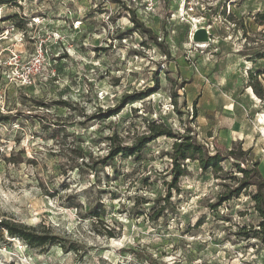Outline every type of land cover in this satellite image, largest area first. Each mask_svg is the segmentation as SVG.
I'll use <instances>...</instances> for the list:
<instances>
[{
    "label": "rangeland",
    "instance_id": "1",
    "mask_svg": "<svg viewBox=\"0 0 264 264\" xmlns=\"http://www.w3.org/2000/svg\"><path fill=\"white\" fill-rule=\"evenodd\" d=\"M191 2L192 12L185 0H161L141 15L169 57L133 28L131 2L0 3V211L58 237L32 247L0 230L4 264H264L254 234L257 187L210 206L243 177L238 160L205 172L187 159L174 187L177 138L161 135L140 153L99 162L153 121L189 133L211 154L247 151L241 167L264 155V98L251 86L264 88V0ZM197 26L212 40H195ZM41 43L49 66L24 86L20 74ZM148 89L118 113L97 116ZM243 226L247 236L236 233Z\"/></svg>",
    "mask_w": 264,
    "mask_h": 264
},
{
    "label": "trees",
    "instance_id": "2",
    "mask_svg": "<svg viewBox=\"0 0 264 264\" xmlns=\"http://www.w3.org/2000/svg\"><path fill=\"white\" fill-rule=\"evenodd\" d=\"M13 1L15 0H0V3L7 4ZM113 1L117 3L122 2L121 0ZM10 20H15V17ZM131 20L133 22V28L136 31H139L142 34L146 35L147 38L158 45L165 52V55L167 57L171 55L169 49L166 47V45H164L163 41L158 38L157 34L151 28L147 27L145 23L137 17L136 13L133 12L131 14ZM21 25L23 24H17V27H20ZM251 86L257 95L264 98V88L260 83L251 84ZM151 90L153 89H148L147 91H142L136 94L125 95L118 107L109 108V110L106 111L104 115L98 114L97 116L108 117L114 115L120 111V109L122 108L121 106H124V104L136 99H143L146 96L150 95L152 92ZM174 101L175 104H177L176 95ZM37 102L39 106H44L43 104H45L42 101ZM61 104L67 105L68 103L67 101H61ZM196 113L197 108L195 109L193 116ZM149 127V133L137 137L136 141L132 145H117L115 147L111 146L109 153L104 158V161L99 162L101 163L107 160H112L119 153H122V155L124 156H132L140 153L149 143H151L161 135H168L177 138V140H175L173 143L171 153L172 180L170 184L174 187L177 186V182L179 181L180 177L188 173V169L185 163L187 159H198L201 169L205 172H208L209 170H212L213 172H219L220 170H222V162L227 158L238 160L236 161V165L243 173V177L237 182V185L235 187L219 194L217 201L215 203H211L210 206L212 208H216L218 205L222 204L223 201L229 200L233 196L240 194L244 189L255 185L257 187V190L254 194V198L256 202V208L261 214L262 220L260 221L259 228L254 229V234H256L255 236H259L260 240L264 243V177L259 169V161H254L250 166L241 167L240 160L243 159L247 154V151L245 150L231 148L227 154H224L221 151H216L215 153L211 154L205 148L204 144L196 142L189 133L175 134L172 132V129H170L164 123H156L155 121L149 123ZM188 130H191V128H189ZM117 137L118 134L113 133V135L108 136L107 138H110V140L112 141ZM164 200L167 201L168 198L164 197ZM93 214L96 217H100L102 216L103 211H95V213ZM156 216L154 218H156ZM0 230L6 232V234L10 237H17L24 240L28 245L32 247H44L46 245H55L58 243V237L56 235H53L49 230H42L35 225L23 223L19 220L14 219L13 217L2 213L1 211ZM108 232L109 234H112L111 230H108ZM236 233H238V235L240 236H247L249 234L245 226L241 227ZM71 248H75L74 245H72ZM133 253L137 255L138 258H143L145 256V251L143 249H137ZM150 260L152 263L155 262L153 258H150Z\"/></svg>",
    "mask_w": 264,
    "mask_h": 264
},
{
    "label": "built area",
    "instance_id": "3",
    "mask_svg": "<svg viewBox=\"0 0 264 264\" xmlns=\"http://www.w3.org/2000/svg\"><path fill=\"white\" fill-rule=\"evenodd\" d=\"M122 2H118L119 4L125 5L128 2L133 3L137 6L136 15L140 20H143L141 17L142 14L150 15L152 14L158 5L160 4L161 0H121ZM185 10L187 12H192L195 10L194 5L192 4L191 0H185ZM79 24V21H76ZM49 66L48 61H46L44 56V49L43 44L41 43L38 46L37 53L35 54L33 60L31 61V66L25 71L20 74L19 80L22 85L30 86L33 84L35 78L40 76L43 71H45Z\"/></svg>",
    "mask_w": 264,
    "mask_h": 264
},
{
    "label": "water",
    "instance_id": "4",
    "mask_svg": "<svg viewBox=\"0 0 264 264\" xmlns=\"http://www.w3.org/2000/svg\"><path fill=\"white\" fill-rule=\"evenodd\" d=\"M207 32L204 29L196 30L195 31V40H207Z\"/></svg>",
    "mask_w": 264,
    "mask_h": 264
},
{
    "label": "crops",
    "instance_id": "5",
    "mask_svg": "<svg viewBox=\"0 0 264 264\" xmlns=\"http://www.w3.org/2000/svg\"><path fill=\"white\" fill-rule=\"evenodd\" d=\"M240 138L243 139V136L240 135ZM262 150V149H261ZM260 160H259V169L264 177V155L263 156H259Z\"/></svg>",
    "mask_w": 264,
    "mask_h": 264
},
{
    "label": "bare ground",
    "instance_id": "6",
    "mask_svg": "<svg viewBox=\"0 0 264 264\" xmlns=\"http://www.w3.org/2000/svg\"><path fill=\"white\" fill-rule=\"evenodd\" d=\"M197 27H198V29H196V30L204 29L207 32V36H208V39L207 40H199V41H201V42H208V41H211L212 40L211 39V36H209L210 32L206 28H204V26H197Z\"/></svg>",
    "mask_w": 264,
    "mask_h": 264
},
{
    "label": "clouds",
    "instance_id": "7",
    "mask_svg": "<svg viewBox=\"0 0 264 264\" xmlns=\"http://www.w3.org/2000/svg\"><path fill=\"white\" fill-rule=\"evenodd\" d=\"M5 235H6V233H5ZM0 264H4V262L3 261H0Z\"/></svg>",
    "mask_w": 264,
    "mask_h": 264
}]
</instances>
